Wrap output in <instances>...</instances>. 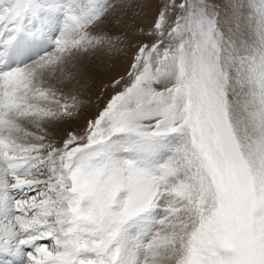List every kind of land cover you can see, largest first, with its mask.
Instances as JSON below:
<instances>
[{
	"label": "snow or ice",
	"instance_id": "6c2138e0",
	"mask_svg": "<svg viewBox=\"0 0 264 264\" xmlns=\"http://www.w3.org/2000/svg\"><path fill=\"white\" fill-rule=\"evenodd\" d=\"M0 264H264V0H0Z\"/></svg>",
	"mask_w": 264,
	"mask_h": 264
},
{
	"label": "rangeland",
	"instance_id": "374dc122",
	"mask_svg": "<svg viewBox=\"0 0 264 264\" xmlns=\"http://www.w3.org/2000/svg\"><path fill=\"white\" fill-rule=\"evenodd\" d=\"M86 118H87V114L82 115V116L80 117V120H79V121L74 122V126H80V125H83V123L85 122Z\"/></svg>",
	"mask_w": 264,
	"mask_h": 264
}]
</instances>
